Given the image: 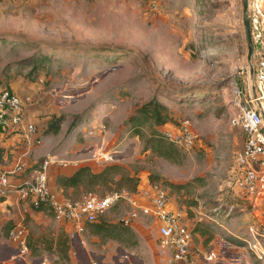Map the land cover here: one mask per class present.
Instances as JSON below:
<instances>
[{"label": "rangeland", "instance_id": "1", "mask_svg": "<svg viewBox=\"0 0 264 264\" xmlns=\"http://www.w3.org/2000/svg\"><path fill=\"white\" fill-rule=\"evenodd\" d=\"M158 2L153 12L143 0H0L1 72L40 75L48 108L64 115L57 133L37 129L45 153L35 162L48 154L89 156L107 144L110 159L82 163L132 164L140 186L152 175L167 187L171 203L196 226L188 261L264 264V254L247 243L249 227L261 232L262 220L232 184L234 152L245 139L241 121L232 119L250 103L240 0ZM249 8L254 63L264 55V0H249ZM152 98L167 106L170 122L188 120L195 132L189 152L176 146L178 161L145 149L163 124L141 116L140 133L132 134L129 116ZM125 208L121 202L103 217L118 221ZM131 230L136 242L122 245L131 264H186L160 243L153 217L140 214ZM71 234L72 257L57 254L56 264H88L93 253L95 259L117 252L113 239L102 242L88 230Z\"/></svg>", "mask_w": 264, "mask_h": 264}, {"label": "built area", "instance_id": "2", "mask_svg": "<svg viewBox=\"0 0 264 264\" xmlns=\"http://www.w3.org/2000/svg\"><path fill=\"white\" fill-rule=\"evenodd\" d=\"M143 1L153 12L159 11L158 0ZM259 56L254 62V81L257 97L264 110V55ZM30 102L31 95L21 96L6 86L0 87V125L16 130L27 145L32 147L41 142V137L35 123L25 119V106ZM248 102L239 109L238 116L232 119L233 122L240 120L245 132L244 143L234 152L231 166L232 184L245 199L264 193V122L250 92ZM162 134L183 151L189 152L195 145V132L188 120L164 123ZM110 157V149L101 144L85 159L99 161ZM56 161V154H48L34 164L19 157L11 167L0 168V199L16 193L23 211L46 203L55 219L70 222L73 230L78 233L85 229L87 223L97 221L122 202L126 208L119 217L120 221L131 225L140 214L153 217L157 223L158 239L171 250L172 259L193 264L187 259L193 231L185 211L171 203L167 187L154 182L135 192L127 189L112 190L103 195L88 192L79 199H72L63 196L49 184L47 167ZM14 177L20 179L15 181ZM249 228L252 238L247 241L248 247L261 256L264 254V227L261 232L253 231V226ZM27 232V226L22 221L8 230V239L21 252L28 249Z\"/></svg>", "mask_w": 264, "mask_h": 264}, {"label": "crops", "instance_id": "3", "mask_svg": "<svg viewBox=\"0 0 264 264\" xmlns=\"http://www.w3.org/2000/svg\"><path fill=\"white\" fill-rule=\"evenodd\" d=\"M3 71L4 72H1L0 70V87H9L21 96L28 94L31 95L32 102L25 106V119L28 122L35 123L37 129L40 132H43L51 115L56 114V111L52 109L51 106L48 108L49 97L46 93H41L40 91L42 86L40 75L34 78L36 80H32L25 78V76L21 74L18 75L13 71L5 72L4 69ZM106 145L107 144H103L104 147H106ZM0 147L3 149L0 168L3 169L11 167L19 157H23L29 164H34V158H40V156L45 153H43L42 145L37 144L32 147L27 145L26 141L16 130L12 129L10 126L5 127L3 125H0ZM65 152L67 151L62 152L61 154H64ZM57 157L58 161L49 164L47 167L49 184L55 189L56 176L58 174L72 173L78 165L86 161L85 158L88 156L82 157L81 155L72 154L71 156L57 155ZM97 164L98 165L95 166L90 163L94 169L100 168V163ZM18 179L20 178L14 177L15 181ZM141 180L142 179L140 178V181ZM144 186H140L139 183L138 189ZM250 199L255 206V212L259 214L258 217L262 220V227H264V193L257 194ZM106 214H109V210L103 216L105 217ZM21 221L25 223L28 230L26 240L28 249L24 252H21L19 247L14 245L8 239V230L15 223ZM73 232L76 233L70 222L63 219H55L53 214L49 213L48 210H35L33 208H28L23 211L21 208V202L16 193H10L7 197L0 199V264H56L55 258L58 257V239L61 236H66V233L72 236L73 234L71 233ZM80 242L82 243V240H80ZM112 242V249L115 251L117 250V252L100 253L102 256L95 259V254L93 253L86 263L118 264L122 262L123 264H131L126 259L128 251L123 248L122 244L113 240L109 243ZM69 244L72 248V243L70 241ZM120 249H124V251H120ZM68 254L72 257V250L70 251V247ZM142 261H144V259Z\"/></svg>", "mask_w": 264, "mask_h": 264}, {"label": "trees", "instance_id": "4", "mask_svg": "<svg viewBox=\"0 0 264 264\" xmlns=\"http://www.w3.org/2000/svg\"><path fill=\"white\" fill-rule=\"evenodd\" d=\"M9 88V87H8ZM143 116L146 120L152 123L161 125L171 120V115L167 106L152 98L141 104L135 113L129 116L128 122L133 123L134 128L132 134H139L140 129L137 127L139 120ZM64 120V115L53 114L43 130L47 133H57L61 128V123ZM159 133V132H158ZM156 130H152L147 137L145 149H151L156 154L169 158L173 161H178L181 153L179 149L171 141L167 140L163 134H158ZM3 149L0 147V160ZM150 182H158L150 176ZM140 183L139 168L132 164H123L118 162H105L100 168L94 169L90 163H82L70 174H58L55 178L56 189L63 196L79 199L85 193L96 192L99 188L100 195L112 190L127 189L135 192L138 190ZM35 210H48L52 213L50 207L46 203H41ZM85 231L91 235H96L100 241L104 242L108 239H113L118 243L127 246L136 242L134 232L131 230V225L125 224L122 221H109L104 217H100L97 221L87 223ZM83 230V231H84ZM196 231V226L192 229ZM69 244L68 237L61 236L57 241L58 255L68 260L69 259Z\"/></svg>", "mask_w": 264, "mask_h": 264}, {"label": "water", "instance_id": "5", "mask_svg": "<svg viewBox=\"0 0 264 264\" xmlns=\"http://www.w3.org/2000/svg\"><path fill=\"white\" fill-rule=\"evenodd\" d=\"M241 5V19H242V26L244 32V39L246 42V64L248 66V77L250 80V93L253 98V103L256 108L260 111L263 122H264V110L261 105L260 100L257 97V93L255 90V81H254V63H253V56H254V43L253 37L251 33V15H250V8H249V0H240Z\"/></svg>", "mask_w": 264, "mask_h": 264}]
</instances>
